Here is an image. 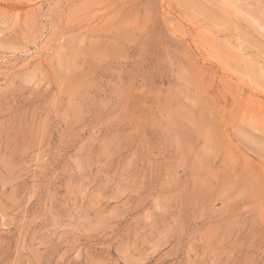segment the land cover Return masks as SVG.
<instances>
[{
    "label": "rangeland",
    "instance_id": "obj_1",
    "mask_svg": "<svg viewBox=\"0 0 264 264\" xmlns=\"http://www.w3.org/2000/svg\"><path fill=\"white\" fill-rule=\"evenodd\" d=\"M0 264H264V0H0Z\"/></svg>",
    "mask_w": 264,
    "mask_h": 264
}]
</instances>
